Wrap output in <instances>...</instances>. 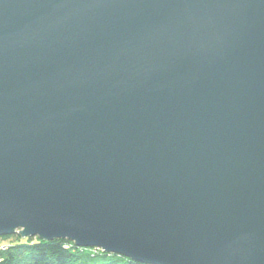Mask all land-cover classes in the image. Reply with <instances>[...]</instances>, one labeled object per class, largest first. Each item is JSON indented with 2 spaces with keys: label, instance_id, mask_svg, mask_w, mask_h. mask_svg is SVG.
<instances>
[{
  "label": "water",
  "instance_id": "95a60500",
  "mask_svg": "<svg viewBox=\"0 0 264 264\" xmlns=\"http://www.w3.org/2000/svg\"><path fill=\"white\" fill-rule=\"evenodd\" d=\"M144 264H264V0H0V236Z\"/></svg>",
  "mask_w": 264,
  "mask_h": 264
},
{
  "label": "trees",
  "instance_id": "16d2710c",
  "mask_svg": "<svg viewBox=\"0 0 264 264\" xmlns=\"http://www.w3.org/2000/svg\"><path fill=\"white\" fill-rule=\"evenodd\" d=\"M0 264H144L98 248L80 247L67 239L19 238L0 249Z\"/></svg>",
  "mask_w": 264,
  "mask_h": 264
},
{
  "label": "rangeland",
  "instance_id": "374dc122",
  "mask_svg": "<svg viewBox=\"0 0 264 264\" xmlns=\"http://www.w3.org/2000/svg\"><path fill=\"white\" fill-rule=\"evenodd\" d=\"M19 238H27V237H22L19 233L18 230L14 232L12 235H6V236H0V249H5L11 244L17 242ZM73 242V241H72ZM91 248V247H90ZM94 248V247H93ZM99 249V248H98Z\"/></svg>",
  "mask_w": 264,
  "mask_h": 264
}]
</instances>
